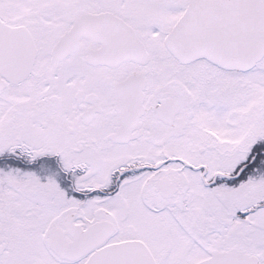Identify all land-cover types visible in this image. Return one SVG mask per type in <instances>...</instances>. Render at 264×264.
Wrapping results in <instances>:
<instances>
[{
    "label": "snow or ice",
    "instance_id": "1",
    "mask_svg": "<svg viewBox=\"0 0 264 264\" xmlns=\"http://www.w3.org/2000/svg\"><path fill=\"white\" fill-rule=\"evenodd\" d=\"M0 264H264V0H0Z\"/></svg>",
    "mask_w": 264,
    "mask_h": 264
}]
</instances>
